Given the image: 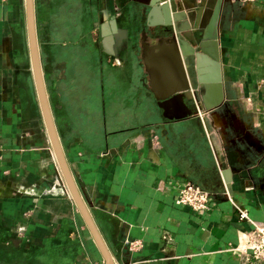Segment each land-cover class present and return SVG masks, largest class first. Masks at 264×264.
<instances>
[{
	"label": "crops",
	"instance_id": "0c3cea01",
	"mask_svg": "<svg viewBox=\"0 0 264 264\" xmlns=\"http://www.w3.org/2000/svg\"><path fill=\"white\" fill-rule=\"evenodd\" d=\"M76 1L33 0L37 45L64 156L112 263L264 264L237 248L251 227L238 219L239 208L264 222V0L223 2L225 101L175 126L141 58L143 6ZM79 5L71 20L79 18L82 32L53 36L64 30L60 11ZM66 46L84 54L65 55ZM185 180L218 192L207 209L176 202ZM131 240L140 245L130 248ZM0 264H107L56 158L34 79L25 0H0Z\"/></svg>",
	"mask_w": 264,
	"mask_h": 264
},
{
	"label": "water",
	"instance_id": "95a60500",
	"mask_svg": "<svg viewBox=\"0 0 264 264\" xmlns=\"http://www.w3.org/2000/svg\"><path fill=\"white\" fill-rule=\"evenodd\" d=\"M146 12L141 31V58L150 74V89L171 125L225 101L218 48V17L225 0H134ZM25 13L34 79L56 158L78 210L107 264L111 255L70 172L45 93L38 52L33 0H25ZM117 28L115 18L109 20ZM108 22L103 24L107 26ZM149 35L156 37L150 42ZM119 36L128 38L127 29ZM119 40V37H118ZM186 101H193L189 108ZM173 114V116H170ZM167 131V129H165Z\"/></svg>",
	"mask_w": 264,
	"mask_h": 264
},
{
	"label": "built area",
	"instance_id": "2783aa9c",
	"mask_svg": "<svg viewBox=\"0 0 264 264\" xmlns=\"http://www.w3.org/2000/svg\"><path fill=\"white\" fill-rule=\"evenodd\" d=\"M238 1L251 2L254 0ZM62 190L69 195L68 190L65 187H63ZM216 194H218V192L203 189L194 182L185 180L176 192V202L182 205H187L193 210L198 211L207 209L210 201ZM237 216L239 220H246L251 224V227L247 232V239L242 246L237 248L245 253L252 261L264 263V222L251 219L246 210L242 208L238 209ZM165 237L167 236L165 235L164 238ZM127 244L130 248H134L140 245V241L131 240L128 241Z\"/></svg>",
	"mask_w": 264,
	"mask_h": 264
},
{
	"label": "rangeland",
	"instance_id": "374dc122",
	"mask_svg": "<svg viewBox=\"0 0 264 264\" xmlns=\"http://www.w3.org/2000/svg\"><path fill=\"white\" fill-rule=\"evenodd\" d=\"M73 1V2H72ZM66 2H69V3H76L77 1L75 0H66ZM73 7V6H72ZM72 9V10H71ZM81 11H82V7H81V5H79L78 6V8H76V7H74V8H71L70 6H69V8L67 7V9H65V12L62 10V11H60V16H61V18H62V26H61V28L62 29H64V30H54V32L52 33V34H54L53 36H57V34L58 35H60V34H68L67 36H66V38H69L70 37V33H72L74 30L76 31V33H80V32H78L80 29H81V32H82V30H83V26L84 25H80V21H78L79 20V18L77 19V21H73V20H71V16H73V14H76V15H79V13H81ZM72 14V15H71ZM62 32V33H61ZM75 33V34H76ZM64 35V36H65ZM73 35V34H72ZM63 36V35H62ZM63 36V37H64ZM58 37V36H57ZM72 50V51H71ZM74 50L75 51H77V53H82V54H84V52L82 51V49L81 48H71V47H68V46H66L65 48L64 47H61V51L63 52V54H65V55H67V54H70V53H75L74 52ZM82 79H84V78H82ZM86 96H87V94H86ZM88 98H86V100H87V102H89V100H91L92 98L90 97V95H88L87 96ZM89 106V105H88ZM111 107L108 105L107 106V112H106V115L108 116V118L109 119H111ZM110 121V120H109Z\"/></svg>",
	"mask_w": 264,
	"mask_h": 264
},
{
	"label": "flooded vegetation",
	"instance_id": "af4514ba",
	"mask_svg": "<svg viewBox=\"0 0 264 264\" xmlns=\"http://www.w3.org/2000/svg\"><path fill=\"white\" fill-rule=\"evenodd\" d=\"M193 102V101H192Z\"/></svg>",
	"mask_w": 264,
	"mask_h": 264
}]
</instances>
